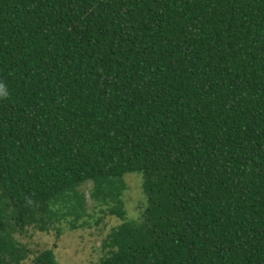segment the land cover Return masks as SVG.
<instances>
[{
  "label": "trees",
  "instance_id": "obj_1",
  "mask_svg": "<svg viewBox=\"0 0 264 264\" xmlns=\"http://www.w3.org/2000/svg\"><path fill=\"white\" fill-rule=\"evenodd\" d=\"M0 84V264L87 225V182L98 264H264V0H0Z\"/></svg>",
  "mask_w": 264,
  "mask_h": 264
},
{
  "label": "rangeland",
  "instance_id": "obj_2",
  "mask_svg": "<svg viewBox=\"0 0 264 264\" xmlns=\"http://www.w3.org/2000/svg\"><path fill=\"white\" fill-rule=\"evenodd\" d=\"M139 174L128 173L124 176L126 190L122 200L126 211V219L138 221L146 207V197L142 194ZM91 182L81 187L86 199V209L89 218L88 224L75 230H68L63 222L56 224L46 233L28 227L24 235L16 234L20 244L30 250L28 259L21 264H32V258L41 251L50 249L57 264H98L105 258L110 248L105 244L108 236L122 221L115 216H109L100 211L103 206L95 205L89 197ZM84 218L81 221L86 220ZM56 227V228H55ZM62 228L58 232L57 228Z\"/></svg>",
  "mask_w": 264,
  "mask_h": 264
},
{
  "label": "clouds",
  "instance_id": "obj_3",
  "mask_svg": "<svg viewBox=\"0 0 264 264\" xmlns=\"http://www.w3.org/2000/svg\"><path fill=\"white\" fill-rule=\"evenodd\" d=\"M7 92L4 85L0 84V96H6Z\"/></svg>",
  "mask_w": 264,
  "mask_h": 264
}]
</instances>
